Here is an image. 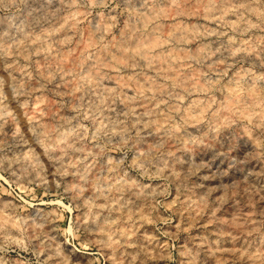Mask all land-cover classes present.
<instances>
[{
    "label": "rangeland",
    "instance_id": "374dc122",
    "mask_svg": "<svg viewBox=\"0 0 264 264\" xmlns=\"http://www.w3.org/2000/svg\"><path fill=\"white\" fill-rule=\"evenodd\" d=\"M0 264H264V0H0Z\"/></svg>",
    "mask_w": 264,
    "mask_h": 264
},
{
    "label": "bare ground",
    "instance_id": "6f19581e",
    "mask_svg": "<svg viewBox=\"0 0 264 264\" xmlns=\"http://www.w3.org/2000/svg\"><path fill=\"white\" fill-rule=\"evenodd\" d=\"M143 14H144V13H143ZM143 16H144V15H143ZM146 16H147V15H146ZM139 17H141V20H142V21L144 20V18L142 19V15H140ZM147 19H149V18H147ZM147 19H146V20H147ZM144 21H145V20H144ZM148 21H149V20H148ZM140 22H141V21H140ZM149 22H150V21H149ZM143 24H144V23L142 22L141 25H143ZM145 24H147V22H146ZM151 24H152V23H151ZM135 25H136V24H135ZM139 26H140V25H139ZM149 26H150V25H148V27H149ZM130 27H131V26H130ZM130 27H128V29H129ZM136 27H137V25H136ZM154 27H155V26H154ZM154 27H151V29H154ZM170 27H171V26H170ZM173 27L175 28V26L172 25V27H171L172 30L174 29ZM176 27H177V26H176ZM181 27H182V26H181ZM132 28H133V29L130 28L131 30H133V32H132L131 34H133V33H134V34L137 33V31L134 32V29H135V28H134V27H132ZM156 28H157V27H156ZM168 28H169V26H168ZM168 28H165V31H166V29H168ZM178 28H179V27H178ZM182 28H183V27H182ZM128 29H127V30H128ZM137 29H140V27L137 28ZM145 29H146V28H145ZM171 29H170V30H167V31H168V32H169V31L171 32ZM179 29H181V28H179ZM179 29H176V30H177V31H180ZM184 29H185V28H184ZM124 30H126V29H124ZM131 30H130V31H131ZM141 30H142V29H141ZM147 30H148V29H147ZM147 30L144 31V29H143V31L146 32V33H147ZM157 30H158V29H157ZM161 30H162V28H161ZM122 31H123V30H122ZM167 31H166V34H167ZM174 31H175V29H174ZM181 31L184 32L185 30H181ZM187 31H188V30H187ZM149 32H151V31H149ZM149 32H148V34H149ZM154 32H155V31H153V33H154ZM175 32H176V31H175ZM121 33H124V32H121ZM121 33H119V35H120ZM126 33H127V32L125 31L124 34H126ZM172 33H173V32H172ZM179 33H180V32H179ZM185 33H186V36H187V32H185ZM185 33H184V34H185ZM138 34H140V31H139ZM148 34H147V35H148ZM154 34H155V33H154ZM188 34H190V32H189ZM168 35H169V34H168ZM180 35H181V34H180ZM136 36H138V35H136ZM136 36H134L133 38H135ZM142 36H143V35H141V37H140V39H142L141 42H142L143 40H144V42H145V41H149V40H151V41L153 42V41H154L153 38L155 39V37H153V34H152V33H151V35H150L152 38H150V39L147 38V39L145 40V38L143 39ZM148 36H149V35H148ZM154 36H155V35H154ZM174 36H175V34L173 35V37H174ZM186 36H185V37H186ZM127 37H129V38H128V39H129V41H128V45H129V43H131V42H130L131 39H130V36H129V32H128ZM127 37H126V38H127ZM145 37H146V34H145ZM169 37H170V36H169ZM173 37H170V38L173 39ZM92 38H93V37H92ZM167 38H168V37H167ZM170 38H169V39H170ZM94 39H96V38H94ZM135 39L137 40L138 38H135ZM135 39H132V40H135ZM90 40H93V39H90ZM177 40H178V39H177ZM177 40H176V41H177ZM179 40H180V39H179ZM181 40H182V39H181ZM42 41H43V40H42ZM125 41H127V40H125ZM138 41H139V40H138ZM151 41L149 42L150 44H152ZM158 41H160V40H158ZM176 41H175V42H176ZM91 42H93V44H94V40L91 41ZM91 42H90V44H91ZM95 42H96V41H95ZM114 42H115V40H114ZM154 42H157V39H155ZM154 42H153L154 46L157 45V44L154 43ZM161 42H162V41H161ZM180 42H181V41H180ZM86 43H87V42H86ZM86 43H84V44H86ZM96 43H97V42H96ZM142 43H143V42H142ZM142 43L139 44L138 42H133V43H131V44L129 45V48H130V46L132 47V49H133L132 51H133V52L138 53V56L141 55L140 57H143L142 54H143V51H145V50L141 51V48H142L143 46L145 47L146 45H149L148 42H147V44H144V45H142ZM159 43H160V42H159ZM159 43H158V44H159ZM176 43H177V42H176ZM84 44H83V45H84ZM112 44H114V43H112ZM112 44H111V45H112ZM116 44H118V43H117V40H116ZM120 44H122V43L120 42ZM123 44H124V43H123ZM160 44H162V43H160ZM141 45H142V47H141ZM85 46H86V47H89V44H88V46H87V45H85ZM117 46H118V45H117ZM117 46H116V47H117ZM122 46H123V45H122ZM151 46H153V45H149V46H148V49H149V47H150L151 49H153ZM159 46H160V45H159ZM214 46H216V45H214ZM116 47H115V46L113 47V49L115 48L116 56H118V58H119L120 56H122V58H124V59H128V56H127V58H125V55H128V53H126V50H127V49H124L125 51H122V49L124 48V46H123V48H122L121 50H119V48H120L121 46H118L119 48H118V50H116ZM144 47H143V48H144ZM157 47H158V46H157ZM160 47H161V46H160ZM221 47H222V46H221ZM83 48H85V47H83ZM125 48H126V43H125ZM205 48H207V47H205ZM217 48H218V46H217ZM223 48H224V47H223ZM100 49H101V48H99V50H100ZM144 49H145V48H144ZM159 49H160V48H159ZM177 49H178V48H177ZM177 49H176V50H177ZM221 49H222V48H221ZM225 49H226V48H225ZM44 50H45V49H44ZM99 50H98V51H99ZM102 50L104 51L105 49H102ZM146 50H147V49H146ZM169 50H170V52H171L172 48L168 49V51H169ZM176 50H174V51H176ZM204 50H207V49H204ZM100 51H101V50H100ZM118 51L121 52V54H119ZM127 51H129V50H127ZM148 51H149V50H148ZM150 51H151V50H150ZM156 51H157V50L155 49V52H156ZM159 51H161V49H160ZM174 51H173V52H174ZM182 51H183V50H182ZM184 51H186V50L184 49ZM201 51H202V50H201ZM113 52H114V51H113ZM153 52H154V51H153ZM170 52H169V53H170ZM186 52H188V51H186ZM198 52H199V55H201V54H203V53H205V52H207V51H205V52H203V53L200 52V51H197V54H198ZM211 52H212V51H211ZM211 52H208V53L211 54ZM231 52H232V51H231ZM99 53L101 54V52H99ZM115 53H114V54H115ZM117 53H118V54H117ZM136 53H135V54H136ZM139 53H142V54H139ZM151 53H152V52H150V54H151ZM157 53H158V51H157ZM159 53H160V52H159ZM163 53L165 54V52H163ZM163 53L161 52L162 57H163ZM169 53H167V54H168L167 57H169ZM171 53H172V52H171ZM200 53H201V54H200ZM212 53H213V52H212ZM95 54H96V53H95ZM112 54H113V53H112ZM130 54H131V53H130ZM132 54H133V53H132ZM148 54H149V53H148ZM150 54H149V55H150ZM167 54H166V55H167ZM180 54H181V52H180ZM190 54H192L193 59H196V57H195L196 52H194V54H193V52L190 53ZM197 54H196V56H198ZM230 54H231V53H230ZM230 54H229V55H230ZM97 55H98V54H97ZM143 55H144V54H143ZM153 55H154V54H153ZM173 55H174V54H173ZM176 55H177V54H176ZM176 55H174V56L177 57V59H178V58H179V59L181 58V57H178V56H176ZM204 55H206V54H203V57H204ZM212 55H213V54H212ZM94 56H95V55H94ZM100 56H101V55H100ZM116 56H114V57H116ZM159 56H160V55H159ZM159 56H156V54L154 55V57H157V58H158ZM184 56H186V55H184ZM190 56H191V55H190ZM209 56H210V55H208V57H209ZM98 57H99V56H98ZM129 57L134 58V57H132V56H129ZM144 57H145V56H144ZM149 57H150V56H148V58H149ZM151 57H152V55H151ZM167 57L164 56V58L167 59V61H166V60L163 61V62H164V65H165V61H166V63H168L169 60H170V59H168ZM172 57H173V56H172ZM182 57H183V56H182ZM194 57H195V58H194ZM201 57H202V56H201ZM203 57H202L201 59H203ZM205 57H206V56H205ZM205 57H204V59H205ZM66 58H67V57H66ZM99 58H100V57H99ZM116 58H117V57H116ZM118 58H117V59H118ZM120 58H121V57H120ZM152 58H153V57H152ZM157 58H156V59H157ZM160 58H161V56H160ZM170 58H171V55H170ZM173 58H174V57H173ZM173 58L171 59V61H173ZM183 58H184V57H183ZM198 58H200V57L198 56ZM79 59H80V58H79ZM89 59H90V58H89ZM97 59H98V58H96V60H97ZM140 59H141V58H140ZM142 59H143V60H142ZM142 59H141V60H142V62H143V61H144V58H142ZM146 59H147V57H146ZM149 59H150V58H149ZM149 59H147L148 62H149ZM153 59H154V58H153ZM158 59H159V58H158ZM162 59H163V58H162ZM177 59H174V61H176ZM179 59H178V60H179ZM184 59H185V58H184ZM186 59H187V57H186ZM188 59H189V58H188ZM207 59H208V58H207ZM209 59H210V58H209ZM215 59H216V58H215ZM69 60H70V58H69ZM90 60H91V59H90ZM90 60H89V61H90ZM94 60H95V59H94ZM114 60H115V59H114ZM120 60H121V63H122V60H123V59L115 60L114 63H116V62L119 61V63H117V64L120 65V64H121V63H120ZM132 60H133V59H132ZM135 60H136V59H134V61H135ZM147 60H146V61H147ZM154 60H155V59H154ZM160 60H161V59H160ZM181 60H182V59H181ZM196 60H197V59H196ZM210 60H211V59H210ZM65 61H67V60L64 59V62H65ZM82 61H84V60L82 59ZM91 61H92V60H91ZM91 61L88 62V63H90V65H91ZM100 61H101V60L96 61V62H97V63L99 62V64H102V62L100 63ZM126 61H128V60H126ZM134 61L132 62L131 59H130L129 64H130L131 62H132V63H135ZM151 61H153V60H151ZM151 61H150L149 67H150V65L153 63V62L151 63ZM155 61H156V60H155ZM155 61H154V62H155ZM158 61H159V60H158ZM158 61H157V63H156V62L153 63L154 65H156V66H154V67H157V68H158L159 66L162 67V66H161V65H162V64H161L162 61H161V62H160V61L158 62ZM73 62H74V61H73ZM112 62H113V61H112ZM148 62H145V64L148 65V64H147ZM187 62H188V61H187ZM206 62H207V61H206ZM75 63L78 64V61L75 62ZM94 63H95V62H94ZM97 63H96V65L99 66V64H97ZM124 63H125V61H124ZM124 63H122V64H124ZM126 63H127V62H126ZM136 63H137V62H136ZM158 63H160L161 65L159 64V66H157ZM179 63H180V62H179ZM209 63H210V61H209ZM209 63H208V64H209ZM77 64H76V66H77ZM79 64H80V63H79ZM92 64H93V63H92ZM103 64H105V63H103ZM107 64H108V62H107ZM182 64H183V61H182ZM182 64H181L180 66H182ZM184 64H186V63L184 62ZM211 64H212V63H211ZM87 65H88V64H87ZM130 65H131V64H130ZM146 65H145V66H146ZM164 65H163V67H164ZM167 65H168V64H167ZM176 65H178V61H177V63H176L175 65H174V62H173V65H172V66L170 65V66H171L170 68H172V67L174 66L173 68L175 69V66H176ZM5 66H6V65H5ZM7 66H10V65H7ZM74 66H75V64H74ZM104 66H105V65H104ZM120 66H121V65H120ZM122 66H123V65H122ZM125 66H126V64H125ZM178 66H179V65H178ZM178 66H177V67H178ZM10 67H11V66H10ZM80 67L82 68L83 66H80ZM80 67H79V68H80ZM88 67H89V70H91V69H90L91 66H88ZM88 67H87V68H88ZM96 67H97V66H96ZM151 67L153 68V65H151ZM160 67H159V69H160ZM167 67H168V66H167ZM167 67H164L163 69L168 71V69H170V68L168 67V69H167ZM177 67H176V68H177ZM3 68H4V67H3ZM7 68H8V67H7ZM83 68H84V67H83ZM87 68H85V69H83V70H85V72H89V71H86ZM165 68H166V69H165ZM11 69H12V67H11ZM99 69H100V68H99ZM99 69H98V70H99ZM182 69H183V68H182ZM182 69H181V71H183ZM92 70H93V67H92ZM94 70L97 71V68L94 69ZM155 70H158V69H154V71H155ZM161 70H162V69H161ZM9 71H10V69H9ZM95 71L92 72V75H93V73H95ZM158 71H160V70H158ZM170 71H172V69H171ZM177 71H178V70H176V71L173 70L172 72H176V73H171V72H169L170 74H168L167 72H165V71H163V70H162L161 72H163V73L165 72V74H163V75H166V73H167L168 75H170V77H171V75L173 74V77H171V79H172V78L176 79V78H175L176 76H177V79H178V75H179L180 73L177 75ZM181 71L179 70L178 72H181ZM2 73H3V72H2ZM89 73H90V72H89ZM159 73H160V72H159ZM87 74H88V73H87ZM87 74H86V75H87ZM174 74H175V75H174ZM182 74H183V73H182ZM182 74H181V75H182ZM94 75H95V74H94ZM161 75H162V74H161ZM183 75H184V74H183ZM183 75H182V76H183ZM185 75H186V74H185ZM88 76L91 77V74L88 75ZM113 76H114V75H113ZM143 76H144V75H143ZM143 76H141V77H143ZM145 76H146V75H145ZM102 77H103V76H102ZM166 77H167V75H166ZM179 77H180V76H179ZM100 78H101V77H99V79H100ZM119 78H120V77H119ZM119 78H118V79H119ZM131 78L134 79L133 77H131ZM145 78H146V77H145ZM182 78H184V77H182ZM88 79H89V78H88ZM91 79H92V81H93V77H92ZM94 79H95V78H94ZM118 79H117V82L119 81ZM123 79L125 80L126 77H125V78L121 77L120 80L122 81ZM129 79H130V78L128 77L126 80L128 81ZM132 79H130V80H132ZM100 80H101V79H100ZM100 80H94V82H95V81H99V82H100ZM113 80H114V78H113ZM124 80H123V81H124ZM130 80H129V81H130ZM135 80H136V79H135ZM138 80H139V79H138ZM140 80H141V79H140ZM140 80H139V81H140ZM143 80H144V79H143ZM180 80H181V79H180ZM115 81H116V80H115ZM123 81H122V83H123ZM127 81H126V82H127ZM149 81H150L149 79H148V81H146V79H145V82H147L146 85H147V84H150V85H147V88H148V86L151 87V86L154 85V84L151 85L152 82L149 83ZM173 81L175 82V80H173ZM185 81H186V80H185ZM103 82H104V81H103ZM103 82H102V83H103ZM106 82H107V81H106ZM110 82H111V81H110ZM130 82H132V81H130ZM143 82H144V81H143ZM180 82H181V81H180ZM97 83H98V82H97ZM118 83H120V81H119ZM153 83H154V82H153ZM155 83H156V82H155ZM95 84H96V83H95ZM129 84H130V83H129ZM138 84H139V83L135 84V85L137 86V88H138ZM142 84H145V83L140 82V85H142ZM157 84H158V83H157ZM157 84H155V85H157ZM183 84H184V83H183ZM113 85H114V82H113ZM115 85H116V84H115ZM119 85H120V88H121V86H123L122 84H119ZM133 85H134V84H133ZM140 85H139L140 88H138V89L141 90V86H140ZM96 86H97V85H96ZM98 86L100 87L99 83H98ZM101 86H102V84H101ZM108 86H110V85H108ZM108 86H105V87L102 86L103 88L100 87V89H107L106 87H108ZM117 86H118V85H117ZM124 86H125V85H124ZM124 86H123V89H125ZM126 86L128 87V86H130V85H126ZM144 86H145V85H144ZM144 86H143V87H144ZM159 86H160V85H158V87H159ZM130 87H131V86H130ZM143 87H142V89H143V91H144V88H145L146 86H145L144 88H143ZM160 87H161V86H160ZM110 88H111V86L108 87L109 91L112 90V89H110ZM118 88H119V86H118ZM137 88H136V89H137ZM156 88H157V87H156ZM156 88H154L155 91H156ZM108 89H107V92H108ZM131 89H133V87H131ZM131 89H130V90H131ZM152 89H153V87H152ZM152 89H150L151 92L153 91ZM145 90L149 92V89L147 90V89L145 88ZM157 90H158V89H157ZM98 91H99V90H98ZM131 91H133V90H131ZM141 91H142V90H141ZM141 91H140V92H141ZM143 91H142V92H143ZM163 91H167V90H162V89H161V92H163ZM123 92H124V91H123ZM133 92H134V91H133ZM133 92H132V93H133ZM136 92L139 94L138 91H136ZM156 92H157V91H156ZM158 92H160V88H159ZM164 93H165V92H164ZM134 94H135V93H134ZM136 95H137V94H136ZM139 95H140V94H139ZM146 95H147V94H146ZM126 96H127V95H126ZM150 96H151V95H150ZM230 96H232V95H230ZM230 96H229V97H230ZM128 97H129V96H128ZM134 97H135V96H134ZM134 97H133V98H134ZM139 97L141 98V96H139ZM139 97H137V98H139ZM147 97H148V96H147ZM229 97H228V98H229ZM129 98H130V100H129V99H128V100L132 102V99H133V98H132V97H129ZM131 98H132V99H131ZM143 98H144V96H143ZM150 99H151V98H150ZM153 99H154V97H153ZM157 99H158V98H157ZM157 99H156V100H153V104H154L155 101H156V103H157V101L160 102V101L157 100ZM231 99H232V98L227 99V100L231 101ZM234 99H235V98H234ZM140 100H141V99H140ZM225 100H226V99H225ZM227 100H226L227 105H228L229 103H231L230 105L232 106V105L235 103V101H234V102L232 101V102H233V104H232V102H227ZM235 100H236V99H235ZM126 101H127V99H126ZM141 101H142V100H141ZM147 101H148V100H147ZM147 101H145V102H147ZM151 101H152V100H151ZM197 102H198V101H197ZM149 103H150V101H149ZM199 103H200V102H198V104H199ZM226 103H225V104H226ZM126 104H127V102H126ZM134 104H136V103H134ZM134 104H133V105H134ZM138 104H139V103H138ZM143 104H144L146 107L151 106V105H148V106H147L146 103H143ZM147 104H148V103H147ZM190 104H191V103H190ZM198 104H197V108H198V106H202L201 103H200V105H198ZM120 105H121V104H120ZM130 105H131V104H130ZM133 105H132V106H133ZM141 105H142V104H141ZM155 105H157V104H155ZM169 105H171V104H169ZM188 105H189V104H188ZM195 105H196V104H195ZM195 105H194V106H195ZM235 105H236V104H235ZM235 105H234V106H235ZM128 106H129V105H128ZM160 106H161V105H160ZM160 106H158V107H160ZM167 106H168V105H167ZM189 106H190V105H189ZM133 107H135V106H133ZM140 107H141V106H140ZM155 107H156V106H155ZM158 107H156V108L158 109V111L162 110V109H159ZM164 107H166V106H164ZM168 107H169V106H168ZM168 107H167V108H168ZM171 107H172V105H171ZM171 107H170V109H171ZM173 107H174V106H173ZM173 107H172V108H173ZM202 107L204 108V106H202ZM229 107H230V106H229ZM237 107H238V106H237ZM142 108H143V107H142ZM142 108H141V110L144 112V110H143ZM149 108H150V107H149ZM167 108H165V109H167ZM195 108H196V107H195ZM199 108H200V107H199ZM199 108H198V109H199ZM227 108H228V106H227ZM230 108H233V107H230ZM235 108H236V107H235ZM152 109H153V108H152ZM170 109H169V110H170ZM149 110L151 111V109H149ZM169 110H168V112H169ZM172 110H174V109H172ZM175 110H176V109H175ZM184 110H185V109H184ZM199 110H200V109H199ZM229 110H231V109H229ZM142 111H141V112H142ZM152 111H153V110H152ZM155 111L158 112L157 110H155ZM190 111H192V110H190ZM200 111H202V112L204 113L203 110H200ZM200 111H199V112H200ZM232 111H233V109H232ZM134 112H135V111H134ZM148 112H149V111H148ZM163 112H164V111H163ZM183 112H184V111H183ZM185 112H187V111H185ZM192 112H194L195 114H197V113H196L197 111L195 112L194 109H193ZM199 112H198V113H199ZM229 112H231V111H229ZM244 112L246 113L247 111L244 110ZM151 113H152V112H151ZM161 113H162V112H161ZM164 113L167 114L168 116H169V114H171L170 112L167 113V111L164 112ZM188 113H191V112L188 111ZM154 114H155V113H154ZM158 114H160V112H159ZM144 115H146V114H144ZM167 115L165 116L166 118L168 117ZM192 115H193V114H192ZM259 115H261V114H259ZM146 116H147V115H146ZM152 116H153V115H152ZM156 116H158V115H156ZM160 116H161V115H160ZM185 116H186V115H185ZM187 116H188V114H187ZM199 116H200V115H199ZM199 116L194 115L195 118H197V117H199ZM212 116H213V115H212ZM163 117H164V115H163ZM165 117H164V118H165ZM190 117H192V116H190ZM190 117H189V120L193 118V117H192V118H190ZM258 117H259V116H258ZM260 117H261V116H260ZM260 117H259V118H260ZM161 118H162V117H161ZM182 118H183V119H186V117H184V116H183ZM195 118H194V119H195ZM187 119H188V118H187ZM194 119H192V120H194ZM197 119H198V118H197ZM189 120H188V121H189ZM195 120H196V119H195ZM22 121H24V120H22ZM190 121H191V120H190ZM190 121H189V122H190ZM223 121H224V120H223ZM257 121H258L259 123H261L259 120H257ZM184 122H185V121H184ZM189 122L186 121V124L189 123ZM192 122H195V121H192ZM221 122H222V120H221ZM160 123H162V119L160 120ZM196 123H197V122H196ZM196 123H195L194 125H196ZM224 123L226 124V121L223 122V124H224ZM184 124H185V123H184ZM189 124L192 126V123H189ZM262 125H263V124H262ZM140 126H141V125H140ZM140 126H139V127H140ZM185 126H186V125H185ZM159 128H160V127H159ZM159 128L157 127V129H159ZM171 128H172V127H171ZM173 128H175V127L173 126ZM173 128H172V129H173ZM176 128H177V126H176ZM187 128H188V126H187ZM189 128H190V127H189ZM192 128H193V130H194V127H192ZM192 128H190V129H192ZM30 129H31V128H30ZM32 129H33V128H32ZM157 129H156V130H157ZM162 130H163V129H162ZM164 130H165V129H164ZM177 131H178V129H177ZM183 131H184V130H183ZM189 131H190V130H189ZM191 131H192V130H191ZM165 132H166V131H165ZM33 133H34V132H33ZM155 133H156V132H155ZM178 133H179V131H178ZM173 134H174V133H173ZM180 134H181V133H180ZM180 134H179V135H180ZM187 134H188V133H187ZM187 134H186V135H187ZM158 135H159V134H158ZM176 135H177V134H176ZM186 135H185V136H186ZM33 137H35V135H34ZM201 137H202V136H201ZM172 138H173V135H172ZM179 138H180V137H179ZM181 138H183V137L181 136ZM38 139H39V138H38ZM173 139H174V138H173ZM188 140H189V138H188ZM190 140H191V138H190ZM195 140H196V139H195ZM195 140H194V142H195ZM201 140H202V139H201ZM199 141H200V140H199ZM202 141H203V140H202ZM204 141H205V140H204ZM39 142H40V141H39ZM68 142H69V141H68ZM180 142H182V144H183L184 142H186L185 138L183 139V141L181 140ZM42 143H43V141H42ZM42 143H40V144L43 145ZM44 143H45V142H44ZM191 143H192V141H191ZM187 144H188V143H187ZM187 144H185V145H187ZM198 144H199V143H198ZM200 144H201V143H200ZM202 144H203V143H202ZM189 145H190V144H188V146H189ZM194 146H195V145H194ZM44 147H45V145H44ZM196 147H197V146H196ZM206 147H207V146H206ZM42 148H43V147H42ZM46 148H47V147H46ZM202 148H203V147H202ZM40 150H41V149H40ZM44 151H45V148H44ZM47 152H49L48 148H47ZM45 153H46V152H45ZM48 154H49V153H48Z\"/></svg>",
    "mask_w": 264,
    "mask_h": 264
}]
</instances>
